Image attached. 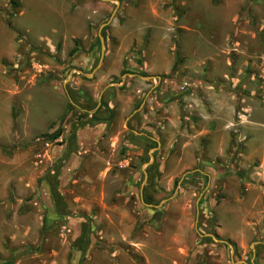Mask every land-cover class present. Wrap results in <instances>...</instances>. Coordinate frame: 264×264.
<instances>
[{
	"label": "rangeland",
	"instance_id": "obj_1",
	"mask_svg": "<svg viewBox=\"0 0 264 264\" xmlns=\"http://www.w3.org/2000/svg\"><path fill=\"white\" fill-rule=\"evenodd\" d=\"M15 1L0 0V264H74L79 223L126 261L184 225L198 240L179 264H264V0ZM101 95L107 126L89 121Z\"/></svg>",
	"mask_w": 264,
	"mask_h": 264
},
{
	"label": "crops",
	"instance_id": "obj_2",
	"mask_svg": "<svg viewBox=\"0 0 264 264\" xmlns=\"http://www.w3.org/2000/svg\"><path fill=\"white\" fill-rule=\"evenodd\" d=\"M101 98H102V95L100 96V100L98 101L97 106L94 108L92 115L94 114V112L96 110H98L101 107V103L103 102L106 106H103L100 113H99L101 120L98 122L99 124H97V125L107 126L111 121L109 118H111L113 116H114L113 118L117 117V111L114 107V103H116V102H115V100H112V98H111L110 100H108V103H106L105 99L101 100ZM130 100H133V99H130ZM131 103L133 104V101H131L130 103H129V101H127V105H125L124 109L121 108V110H124V112H126L129 104H131ZM76 107H77V105H76ZM87 112L89 114L92 111L88 110ZM133 116H134V112L127 118V120L131 121V118ZM130 131L133 133L134 136L143 135V134L146 136L145 133L136 132L134 129H131ZM100 132H101V128L99 126L94 127L93 130L90 131L91 135L89 137L85 136L89 132L81 131L80 135H79V137L82 140L81 144L84 146V145H92V144L98 142L99 137H100V135H99ZM149 139L151 141H156V139H153L152 137H149ZM157 144L159 147L160 143L158 142ZM72 162H74L73 158H69V160H67V162L65 163V166L61 169V172H59V180L60 181H62L63 179L66 178V170H67L66 168H68V166L72 165ZM203 175H204V173H203ZM204 176L207 178L209 177L208 174H205ZM215 180H216V178L215 179L213 178V182ZM252 191H254L255 193L259 192V191H255V190H252ZM258 194H259V197L262 198L261 194L260 193H258ZM258 194H256V195H258ZM82 225H83L82 223H79V224H74L73 226H70L69 230L73 231L75 238H76L75 241L81 236ZM188 235H189V231L183 225V238L181 237V235L178 234L177 236H175V238L172 239L170 244H167L166 247H163V248L160 247L161 245L151 246L148 244H140V245L136 246L135 251L139 254V256H141V258L138 256H136V258L128 257L127 261L124 259L125 258L124 256H120L118 253L109 254L107 251L96 248L91 244L88 247L86 256L92 257L94 260V264H140L138 262L139 259H143L146 262V264H179L182 262V259L184 258L183 255L186 254L185 249H186L187 245L196 244V242L198 240L197 238L193 237L192 235L190 237ZM89 241H90V239H89ZM182 245L185 248L179 247ZM196 253H195V255L198 254V253L197 254ZM82 258H83L82 251L77 250L73 256L74 264H76L78 262L84 263V260Z\"/></svg>",
	"mask_w": 264,
	"mask_h": 264
},
{
	"label": "trees",
	"instance_id": "obj_3",
	"mask_svg": "<svg viewBox=\"0 0 264 264\" xmlns=\"http://www.w3.org/2000/svg\"><path fill=\"white\" fill-rule=\"evenodd\" d=\"M11 4H13L14 6H17V3L15 0H11ZM77 52V49H73L70 52V55H74ZM177 54V53H176ZM122 74H126L124 71L122 72ZM103 106H106L104 103H102L101 107L96 110L94 112V114L92 115L91 119L89 120L91 123H98L101 119L99 116V113L102 109ZM71 109L73 108V106H69ZM86 118H88L90 115L86 114L85 115ZM66 115L63 116V118H61L60 123H64L66 121ZM46 137L47 142H55L57 139H59L62 136V130L61 128L57 129L56 131H54L53 133L50 134H45L44 135ZM58 167L60 166H55L53 169H58ZM60 169L58 170L59 173ZM51 195L54 199H58L56 198V193L54 191V189L51 188ZM219 203V199H217V204ZM55 209L57 210V207L55 206ZM50 226H52V223H47L45 225V229L49 228ZM89 234H90V228L87 225H82V233L81 236L75 241V245L78 246V249L82 251V256H83V260L86 258V253L88 250V247L90 245V241H89Z\"/></svg>",
	"mask_w": 264,
	"mask_h": 264
},
{
	"label": "water",
	"instance_id": "obj_4",
	"mask_svg": "<svg viewBox=\"0 0 264 264\" xmlns=\"http://www.w3.org/2000/svg\"><path fill=\"white\" fill-rule=\"evenodd\" d=\"M103 1H106V0H103ZM113 16H114V13H113V15H112L110 21L113 19ZM110 21L107 22V23H104V24L101 26V28H100L99 39H100V41H101V45H102V55H101V58H100V61H99V64H98L97 68H99V67L101 66V64H102V62H103V59H104V52H105V39H104V37L102 36V30H103L106 26L109 25ZM67 96H68V98H69L70 103H71L72 105L76 106L75 102L71 99V97H70V95H69L68 92H67ZM77 107H78V106H77ZM159 217H160L159 214L156 215V218H159ZM210 237H212V238H213L214 240H216V241H220V240H218L217 238H215L213 235H210Z\"/></svg>",
	"mask_w": 264,
	"mask_h": 264
},
{
	"label": "built area",
	"instance_id": "obj_5",
	"mask_svg": "<svg viewBox=\"0 0 264 264\" xmlns=\"http://www.w3.org/2000/svg\"><path fill=\"white\" fill-rule=\"evenodd\" d=\"M36 143H45L46 146H49V144H52L50 142H47L46 137H37L35 139Z\"/></svg>",
	"mask_w": 264,
	"mask_h": 264
}]
</instances>
